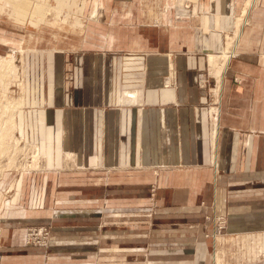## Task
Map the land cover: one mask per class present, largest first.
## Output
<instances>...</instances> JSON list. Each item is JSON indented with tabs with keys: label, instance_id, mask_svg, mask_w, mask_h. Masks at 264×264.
<instances>
[{
	"label": "crops",
	"instance_id": "0c3cea01",
	"mask_svg": "<svg viewBox=\"0 0 264 264\" xmlns=\"http://www.w3.org/2000/svg\"><path fill=\"white\" fill-rule=\"evenodd\" d=\"M40 1L48 4L50 0ZM241 1L165 0V15L173 9L168 7L169 2L171 6L193 2L205 32L198 42H119L109 34L107 42L86 39L65 43L79 47L73 55L63 50L31 49L25 75V107L17 113L16 130L19 138L41 143L48 154L49 171L42 183H37L31 173L16 181L18 192L12 203L19 198L17 204L1 198L4 254L24 249L26 228L38 222H53L59 225V235L72 233L77 237L85 230V222L99 224L106 207L116 206L121 200L130 202L131 191H148L153 180L158 186L159 205L153 219L161 229L140 235H155V241L147 240L161 251V260L155 264H197V257L198 264H206L203 261L211 252L222 253V248L212 247L210 239L205 238L211 232L210 223L204 220L207 213L226 216L231 234L256 239L253 249L246 248L251 258L225 264H264V247L257 241L264 238V0L252 12L248 27L236 42L238 57L232 62V71L224 73L222 79L227 96L225 102L222 100L214 165L208 139L207 96L199 93L196 73L190 70L202 66L203 60L180 56L178 86L162 85L169 54L223 47L222 32L232 30ZM55 2L61 7L68 0ZM85 3L79 12L108 14L110 25H117V16L123 15L125 30L126 24L132 23V14L142 15L140 10L131 11L127 0H123L122 12L120 6H114L115 0ZM92 16L93 23H101ZM139 19L142 25L144 18ZM162 21L175 23L173 17ZM229 77L241 78L242 83L232 84ZM31 127L39 133L32 134ZM65 152H76L77 164L83 170L63 171ZM90 166L103 168L90 170ZM154 169L158 170L156 177ZM13 176H0V190L14 187ZM135 180L138 182L133 183ZM101 192L108 194L101 197ZM201 202L208 207L203 208ZM145 203L142 206H148V201ZM91 230L99 232L96 227ZM102 237L114 239L116 233L107 228ZM59 239L60 246L52 249L55 254L84 253L80 245L61 246L67 243ZM143 244L123 246L119 253L114 252L116 246L108 245L114 253L110 263L151 264L142 252ZM85 248L88 252L92 249ZM98 248L92 254H98ZM96 263L68 257L49 264Z\"/></svg>",
	"mask_w": 264,
	"mask_h": 264
},
{
	"label": "rangeland",
	"instance_id": "374dc122",
	"mask_svg": "<svg viewBox=\"0 0 264 264\" xmlns=\"http://www.w3.org/2000/svg\"><path fill=\"white\" fill-rule=\"evenodd\" d=\"M28 1L31 2L28 14L26 16H19L11 3L7 4V0H0V146L3 142H7V144H4L6 146L5 151L3 154L0 153V176L4 173L14 175L12 179L14 187L0 190V196L1 198L7 197L11 203L18 192L15 186L17 180L23 178L25 174L31 173V176L36 178L37 183H42L45 172L49 171L46 164L48 154L44 151L41 143L19 138V134L12 121L15 115V122L18 121L17 113L25 107V75L26 69H28L27 66L31 60V49L40 51L56 49L69 52L73 55L76 53V50H80L79 47L75 45L66 46L65 43L83 42L86 39L91 40V42H107L109 34H112L119 42H124V39H126L128 41L131 40V42L145 40V42H181V44L183 42H198L205 34L198 22L199 14L193 2H180L176 6L175 4L171 6L169 2L168 7H173V9H170L169 15H165V0L164 2L162 0H127L129 9L135 13H138L140 10L142 15L132 14V23L126 24L125 30L123 15H115L119 19L115 22L117 25L114 23L110 25L108 24V14L99 13L95 16L91 15L101 20V23H93L94 21L90 15L79 12L82 6H85V1L87 0H68V3L61 7H59L55 0H50L48 4L40 0ZM248 2L249 0H242L240 2L232 30L222 32L223 47L220 50H204L198 53L180 51L169 54L166 72L162 79L163 87L175 88L179 84V73L181 72L178 63L179 57L185 55L203 60L202 66L198 65L196 68L190 70L196 73V87L199 93L205 97L207 96L205 107L208 115V139L213 165V156L217 159L219 147L220 120L223 113L222 110H224H221V106L227 96V94L225 95L227 92L223 89L221 91L222 94H219L220 77L217 72L222 71L225 67L226 58L224 56L229 54L233 48L237 25L239 20L242 23L243 17H245L244 11L249 7ZM37 3H40L44 7L42 15L34 13ZM261 3L262 0H254L253 9L247 15L249 22L252 12L259 8ZM114 6H120L119 9L122 12V7L124 6L123 0H115ZM140 17L144 18L142 25H140ZM164 17L170 19L173 17L175 23L167 25L162 21ZM187 18H189L190 22H187ZM177 20L179 21L176 22ZM210 55H215L217 62H211ZM231 56L232 60L226 72L227 74L232 71L231 65L238 57L237 51H235V54L233 52ZM8 61L12 62L7 65ZM236 78L239 80L236 81ZM229 82L240 85L242 79L229 77ZM26 97L28 96L26 95ZM217 105L220 106V109ZM216 124H219L218 133L215 131ZM31 133L38 134L39 132L36 127H31ZM213 148L217 151L215 152ZM77 158L76 152H65L63 154L62 170L69 172L83 170V167L77 164ZM102 168L98 166L89 167L90 170H101ZM157 172V169L152 171L155 175L154 177L158 175ZM145 176L147 175L145 174ZM133 177L137 178V180L141 178L138 175ZM146 180L144 179V181ZM136 182L138 181L135 180L133 183ZM150 182L148 191H131L132 198L130 202L124 203L121 200L117 201L116 206L106 207L105 216L99 221V224L94 226V223L85 222L83 224L85 230L77 235V237L72 233L64 234L63 236L59 235L60 233H57L59 231V227L57 226L59 225L53 222H38L26 228L24 249H18L23 251L14 250L13 253L8 254H4L0 237V264L59 263L68 257L96 260L99 264H111L109 259L114 258V253L112 254L109 251V246H116L118 249H115V251L113 249V251L119 253L122 252L123 246L139 247L143 242H145L143 245H146V248L143 246L144 250L142 252L147 254V258L151 260V264L157 263V260L160 262L161 251L153 248V244H150V242L147 244V240L151 242L155 241V235H149L148 238H143L140 235L142 232L147 231L151 233L161 229V226L153 219L156 211L159 209L156 201L158 186L153 180ZM107 194L108 192H101V197ZM147 201L148 206H142ZM18 202L19 198L17 202L12 204H17ZM201 206L203 208L208 207L205 202H201ZM204 220L211 225V232L206 233L205 238L210 239L212 247L217 249L222 248V253L217 252L215 254L211 252L206 261L203 262L206 264H225L236 263L239 258H251V251H247L246 248L253 249V242L256 241L255 238L251 239V236L238 237L231 234L229 232L228 218L224 215L215 213L209 215L207 213ZM93 227L99 229L97 234L91 230ZM107 228L112 229L116 233L114 239L102 237V232L106 231ZM124 232H133L135 235L124 237L126 236L122 234ZM56 237L57 240L54 239ZM59 237L62 240H66L61 243H67L61 246L80 245L84 248V253L60 254V251L56 250L58 252L55 254L52 249L60 246ZM93 241H97V243L95 244ZM257 241L263 248L264 238L260 237ZM85 247L92 248L89 249L90 252L92 250L97 251V248L100 252L92 254ZM31 252L34 254H31ZM198 259L197 257V264L199 263ZM115 263L119 264L121 262L118 260Z\"/></svg>",
	"mask_w": 264,
	"mask_h": 264
},
{
	"label": "bare ground",
	"instance_id": "6f19581e",
	"mask_svg": "<svg viewBox=\"0 0 264 264\" xmlns=\"http://www.w3.org/2000/svg\"><path fill=\"white\" fill-rule=\"evenodd\" d=\"M7 4H12L13 5V7H14V9H15V11H16V13H18L19 14V16H26L27 14H28V10L30 9V6H31V2L30 1H28V0H7ZM253 2H254V0H249V2H248V9L247 10H245L244 11V14H245V17H243L244 19H243V21H242V23H241V20H239V22H238V25H237V31H236V35H235V42H234V45H233V48H232V50L229 52V54L228 55H226V56H224L225 58H226V62H225V67H224V69L222 70V71H218L217 73L219 74V77H220V79H219V92H221V90H222V79H223V76H224V73H225V71L227 70V67L229 66L228 64H229V62H230V60H231V58H232V56H231V54L233 53V52H235V45H236V42H238L239 41V39H240V37H241V35H242V32H243V29H244V27L248 24V22H249V17H247V15H249L250 14V12H251V10L253 9V7H252V5H253ZM59 4H61V1H59ZM58 4V5H59ZM59 7H60V5H59ZM43 12H44V7L40 4V3H37V5H36V7H35V11H34V13H36V14H38L39 13V15H42L43 14ZM29 13H31V12H29ZM41 17V16H40ZM247 18V19H246ZM36 22V21H35ZM210 57V60H211V62H215L216 60H217V57L215 56V55H210L209 56ZM12 61H8V63H7V65L8 64H10ZM217 62V61H216ZM222 64V63H221ZM219 65V64H218ZM221 70V69H220ZM239 80V79H238ZM241 82V81H240ZM238 83V82H237ZM203 88V87H202ZM222 94V93H221ZM221 96V95H220ZM220 100V99H219ZM218 106V105H217ZM216 107V106H215ZM219 107V106H218ZM221 113V112H220ZM219 113V114H220ZM214 117V116H213ZM212 117V118H213ZM15 118H16V115H15V117L13 118V124H14V127H16V122H15ZM213 122H214V120H213ZM212 129V128H211ZM215 131L218 133L219 132V124H216V129H215ZM214 131V132H215ZM214 140V139H213ZM0 144H1V142H0ZM4 144H7V142H3V144L0 146V153H2L3 154V152L5 151V148H6V146L4 145ZM10 144V143H9ZM4 145V146H3ZM214 149V148H213ZM215 150V149H214ZM217 150H215V152H216ZM214 152V153H215ZM217 157V156H216ZM214 158H215V156H214ZM216 159V158H215ZM27 165V164H26ZM0 199H1V196H0ZM217 237H218V235H217ZM221 237V236H220Z\"/></svg>",
	"mask_w": 264,
	"mask_h": 264
},
{
	"label": "built area",
	"instance_id": "2783aa9c",
	"mask_svg": "<svg viewBox=\"0 0 264 264\" xmlns=\"http://www.w3.org/2000/svg\"><path fill=\"white\" fill-rule=\"evenodd\" d=\"M226 72H227V71H226ZM226 72H225V73H226ZM236 81H238L237 78H236ZM222 84H223V83H222ZM221 91H222V90H221ZM220 93H221V92H219V94H220ZM219 109H220V106H219Z\"/></svg>",
	"mask_w": 264,
	"mask_h": 264
}]
</instances>
